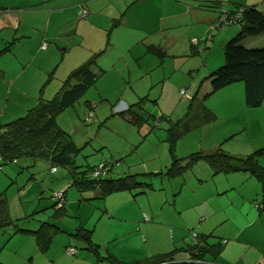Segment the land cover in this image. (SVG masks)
<instances>
[{
	"label": "rangeland",
	"instance_id": "1",
	"mask_svg": "<svg viewBox=\"0 0 264 264\" xmlns=\"http://www.w3.org/2000/svg\"><path fill=\"white\" fill-rule=\"evenodd\" d=\"M238 1L245 5L258 2L264 5V0ZM228 4L235 3L231 1ZM187 19L185 26L176 27L175 31L171 29L180 41L167 49L164 67L153 65V59L148 64L151 69L149 74L136 76L140 71L135 70L129 76L121 68L123 60H117L120 72L108 71L88 88L81 99L59 116V126L66 132L70 131L75 145L81 148L75 157L77 165L97 166L103 161L112 163L106 175L113 178L127 174L163 172L171 161L165 141L169 125L167 119L174 121L181 118L188 103L181 99L178 91L185 88L192 94L198 85L201 86L198 103L212 110L215 118L202 117L201 108L194 110L188 120L190 131L184 134L179 129L174 150L177 157L198 151L207 152L219 145L224 150H230L232 145L238 146L245 138L244 135L247 137L245 141L252 139L255 143L261 140L264 135V118L259 123L254 118L257 117V121L261 119L264 103L259 108H247L248 113L244 114V90L241 95L239 89L242 82L230 86L233 89L240 85L234 92H218L202 97L210 89L209 80L204 78L209 71L223 63L222 47L218 45L217 37L215 41L205 39L199 43L201 52L192 55L187 32L200 31V24L197 20L190 24L192 20ZM182 20L181 24L186 19ZM231 27L236 29L234 25ZM138 28H144L142 21L133 23V29ZM158 40L161 44L169 41ZM245 41L243 45L246 48L264 46V36ZM208 51L212 54L211 60L206 63L208 53L205 52ZM111 60H115L114 57ZM145 95L148 100L144 101L139 115L156 117V120L150 119L153 130L146 136L127 120L126 115L120 114ZM46 96V99H50L53 94L46 93ZM86 100L94 103L93 110L84 105ZM31 107L33 105L23 109L21 104H16L15 110L10 111L12 115L7 111L8 117H4L1 124L23 116ZM231 113L233 115L230 116ZM243 120L245 123L247 121L248 127L243 134H239L238 129L243 126ZM50 168L49 161L45 159L23 156L16 163L0 159V192L3 193L12 220L0 226V264H110L104 259L98 260L97 256L94 257L88 251L91 256H86L81 249V240L72 235L78 226L93 230L91 239L99 244L101 257L110 252L128 263L141 262L176 249V257L182 258L178 262L175 260L179 264H262L260 256L264 252V212L256 207V203L261 201L260 192L258 190L253 194L249 183H240L238 177L242 172L212 176L208 164L201 160L181 176L168 179L158 175L149 179L153 189H145L143 194L132 196L129 192H120L100 199L92 198V191L78 192L70 184L71 179L65 167L55 166L54 173ZM140 178L148 181L143 176ZM252 181L256 189H260L259 183L254 179ZM62 191L65 213L55 216L54 211L59 205L53 206L54 195ZM246 192H252L254 197L241 202ZM246 203L255 214L250 213ZM261 213V218L234 242L235 227ZM109 214L113 216L108 218ZM205 216L206 219L201 218ZM44 221L56 224L61 229L46 256L37 250L34 236L15 232L16 227L35 230ZM209 232L212 233L208 238L210 243H224L225 239L228 241L227 249L216 257L206 253L203 261H189L191 254L184 248L196 243L195 234ZM70 246L76 249V255H65L66 248ZM259 248L262 252L258 251ZM47 257L50 262L45 261ZM74 259L76 261L73 263Z\"/></svg>",
	"mask_w": 264,
	"mask_h": 264
},
{
	"label": "crops",
	"instance_id": "2",
	"mask_svg": "<svg viewBox=\"0 0 264 264\" xmlns=\"http://www.w3.org/2000/svg\"><path fill=\"white\" fill-rule=\"evenodd\" d=\"M13 1L14 0H0V49L12 41L10 49L6 52L0 53V123H2L4 117H8L7 111L10 112L15 110L14 107L16 104H21L23 109L25 107H30L31 105L34 106L38 101L39 92L42 87L41 97L43 99H46V93H49V95L51 93L54 94L59 89L62 81L73 68L79 66L92 52L103 46L108 29L110 30L108 39L111 43V47L99 62V66L104 70V72L100 75L96 82L106 75L108 71L114 70L116 72H120V70H118L117 60H123V63H121V68L122 70L128 72L129 76L135 73V70L140 71V73H136V76L149 74L151 69L149 68L150 66H148V64L153 59V65L156 67H164V60L167 57V49H170L171 46L180 41L178 36L172 34L171 29L174 28L175 31L176 27H180L181 25L185 26L188 22L187 18L192 20L189 22L190 24H193L194 20H197L200 24V31L197 30L194 32H187L189 35L188 42L190 45L197 43L194 44V46L197 47L198 53L201 52L199 43L203 42L205 39H208L207 34H209V32L212 33V37L210 39H214L213 41H215V37H217V40H219L218 45L222 47L224 42L236 32L237 27L236 29H233V27L230 26L221 30L211 31L209 30V25L216 17L219 9L218 7L224 6L226 8H233L234 4H228L231 1L235 4H241L238 0ZM214 1L219 3L217 8L212 10H210L211 8H205L207 5H211ZM257 1L258 0H255V2ZM262 3L258 2L256 4L250 5H254L258 10L264 13V5ZM81 6H84L87 10L88 14L85 18H80L78 15V9ZM121 13H124L123 21L118 26L111 27L112 20L118 17ZM182 18L186 19L183 24H181L183 21ZM138 21H142L144 28L133 29V23ZM260 36H264V32L255 37L247 39L256 40ZM156 38L160 39L161 41H166V39L169 41L166 42V44H161ZM252 42L255 41H250L249 43ZM150 43L161 46L165 53L161 59L146 52V44ZM42 44H45V49H41ZM206 49L210 50L211 48L206 47ZM202 53H204V51H202ZM205 53H208V56L206 57L207 63V61L211 58L212 53H210V51ZM112 57H114L115 60L110 61ZM136 76L134 78L135 80H137ZM230 86L232 87L233 84L219 90L218 92H221L219 94L224 92H234V90L240 85H238V87L234 86L233 89H231ZM239 89L241 90L240 94L243 95V85L239 87ZM238 99H240V96ZM181 101L182 100H180V102ZM12 102L14 103L13 105ZM86 102L88 103L87 108L89 110H93L94 103L87 100ZM262 103H264V100ZM10 106H12L11 110ZM247 108L248 107H246L244 104V114L248 113L246 111ZM132 111L137 112L136 109H133ZM125 115L127 120H129L134 126H137L138 131H141L144 136L149 135L153 130L152 125L149 123L150 120L143 122L142 124L135 125L133 123L134 117H132L130 114H124V116ZM231 115L233 114L231 113L230 116ZM59 116L57 117V123ZM140 116L143 119L146 118V116ZM263 116H261V119L258 121V118L255 117V122L259 123L264 118ZM250 118L253 117L250 116ZM244 121L245 120L242 121L243 126L238 129L239 134L245 132L246 128L248 127L247 121L246 123ZM66 133L74 142L71 132L69 131ZM244 136L247 138L246 135ZM245 138L238 143L237 147L232 145L231 147L233 148L230 150L225 148V151L232 155H246L253 150L264 147V135L262 138H260V141L255 143L252 139H247V141H245ZM214 149L215 148L207 152H211ZM259 163L262 167H264V154L259 158ZM50 170L54 173L56 171L55 166H51ZM240 174H242L238 177L240 179V183H249V189L253 190V194H256L258 190L260 191V189H256V184L254 181H252V179H254L253 177L243 172ZM138 192V190H132L129 193L134 196V194L138 195L136 194ZM143 193L145 192L139 194ZM247 193L248 192L244 193L245 197H242L243 199L241 202H246L251 196L252 198L254 197L252 192L248 193V195ZM92 198H95V194H93ZM246 205L248 206L247 203ZM248 209L250 213L255 214L249 206ZM261 215L262 214H258V216L253 215V218L249 220V222H245L244 220L239 226H236L234 230V242H237L242 232L247 230L251 224H255L256 221L261 218ZM112 216L113 214H109L108 218ZM201 218L206 219L207 216ZM226 218L227 216L224 219ZM79 228L80 226H78V229ZM77 231L72 233V235L75 236ZM27 234L34 236L32 233ZM57 234L58 233L54 235L49 247L53 244L54 238ZM208 234L212 235L211 232ZM208 234H196V236L198 239L199 236ZM76 239H78V237H76ZM223 241L224 243H222V253H224L223 251H225L228 246V241L225 239H223ZM226 243L227 245L224 246ZM80 245L81 249H83L86 253V256H89V251L85 249V245L82 241ZM96 245L99 247V244ZM231 248L235 249L233 247ZM48 249L45 252H41V254L46 256ZM258 251H261L260 248ZM108 253L117 258L115 254L110 252H107L106 254ZM262 254L260 256V260H263L261 263H264V252ZM65 255L69 256L67 253H65ZM100 255L101 254L99 253V256ZM93 256L95 257V255ZM191 257L192 256L189 257V261H193ZM181 259L182 258L180 257H175L172 262H178V260ZM45 261L50 262L48 257ZM75 261L76 259L73 260V263Z\"/></svg>",
	"mask_w": 264,
	"mask_h": 264
},
{
	"label": "trees",
	"instance_id": "3",
	"mask_svg": "<svg viewBox=\"0 0 264 264\" xmlns=\"http://www.w3.org/2000/svg\"><path fill=\"white\" fill-rule=\"evenodd\" d=\"M219 3L214 1L205 8H217ZM84 7V6H83ZM218 12L214 20L209 25V30L216 31L230 26H236V32L230 36L222 46L223 63L217 68L209 71L204 79L209 80L210 89L202 96L206 98L219 90L234 84L242 82L244 90V104L246 107L254 108L261 105L264 100V46L260 48H246L243 42L247 38L255 37L264 32V13L259 11L254 5L234 4L233 8L224 6L218 7ZM85 9V7H84ZM78 9V15H79ZM80 17V15H79ZM85 18V17H80ZM124 19V13L112 20L111 27L118 26ZM110 30H107L105 43L101 48L92 52L85 61L79 66L73 68L65 79L62 81L59 89L50 99L41 97L42 88L39 92L37 103L29 108L26 113L12 120L7 124L0 123V129L5 131L0 133V156L5 160H16L26 156L33 159H45L49 161L52 167H65L71 179V185L78 192L92 191L95 198L103 199L111 194L120 192H130L138 190L139 193L145 189H153V185L149 179L155 176H164L172 179L181 176L186 170L193 168L199 161H205L210 170L211 175L229 174L235 172H243L253 177L260 186L261 201L256 203L259 211L264 212V167L259 163V158L264 154V147H260L246 155H232L225 151L220 145L211 152H194L185 157H177L174 153L177 138H179V129L186 134L190 131L188 120L195 109L202 110V117L206 119H214L215 114L212 110L201 107L198 103V91L201 86L198 85L196 90L189 97H183L187 100L185 114L174 121H169L166 128L165 141L168 145V153L171 157L169 166L163 172H147L142 174H127L121 177H107L108 171L111 169L112 163L102 162L104 175L100 177H92V171L96 166H80L75 163V157L81 148H78L71 140L69 135L58 125L57 117L66 109L73 106L81 99L88 88L95 84L104 70L99 66L101 58L109 51L111 43L109 42ZM208 39L212 37V33L207 34ZM0 49V53L10 49V45ZM197 44V43H194ZM191 44L190 49L192 55L198 53L197 47ZM146 52L155 55L161 59L165 53L161 46L154 44H146ZM148 100L147 96H143L137 102L130 104L121 115L130 114L134 117L135 125L147 122L150 119L156 120L153 115L143 119L139 115V111L143 109L144 101ZM84 105L88 103L84 101ZM136 109L137 112L132 110ZM162 118H160L161 120ZM99 165V164H98ZM97 165V166H98ZM143 176L145 179H141ZM64 191L62 192V196ZM134 196H136L134 194ZM59 203L54 202L53 206ZM65 213L64 204H60L54 211L55 216ZM262 214V213H261ZM12 220L8 212V206L0 192V226L9 224ZM60 228L55 224L42 222L35 230L16 227L15 232L32 233L35 236V242L40 252H45L52 242L54 235L60 232ZM92 230L80 227L75 234L84 245L85 249L97 256L98 259L107 260L110 264H162L164 262H172L176 257V249L152 256L141 262H124L118 260L111 254L104 257L99 256L98 247L92 242ZM211 234L201 235L198 237L194 245L184 248L192 259L203 260L206 253L216 257L223 249V244L218 241L210 243L208 238ZM195 237L197 238L196 234ZM263 264V263H262Z\"/></svg>",
	"mask_w": 264,
	"mask_h": 264
},
{
	"label": "built area",
	"instance_id": "4",
	"mask_svg": "<svg viewBox=\"0 0 264 264\" xmlns=\"http://www.w3.org/2000/svg\"><path fill=\"white\" fill-rule=\"evenodd\" d=\"M87 10L86 9H84V7L83 6H81L80 7V10H79V15H80V17H86L87 16ZM41 49H45V44H42L41 45ZM180 94H182L183 95V97L185 96V97H189V92H188V90H185V89H181L180 91ZM5 130L4 129H0V133H2V132H4ZM0 159H3L1 156H0ZM5 162H9V160H5V159H3ZM10 161H12V162H14V163H16V160H10ZM104 173H105V169H104V166H103V164H99L98 166H96L95 168H94V170L92 171V177H95V178H97V177H100V176H102V175H104ZM63 192V191H62ZM62 192H59V193H56L55 195H54V199H55V201H57L59 204V206H60V204L62 203ZM66 253L69 255V256H73V255H75L76 253H77V251H76V249L74 248V247H67L66 248ZM169 262H164V263H162V264H168ZM170 264H179V263H177V262H170ZM264 264V263H263Z\"/></svg>",
	"mask_w": 264,
	"mask_h": 264
}]
</instances>
